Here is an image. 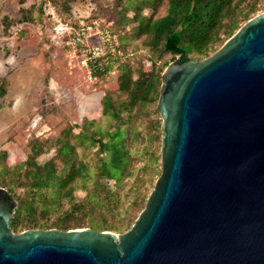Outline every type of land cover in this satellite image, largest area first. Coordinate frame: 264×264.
<instances>
[{"label": "water", "instance_id": "water-1", "mask_svg": "<svg viewBox=\"0 0 264 264\" xmlns=\"http://www.w3.org/2000/svg\"><path fill=\"white\" fill-rule=\"evenodd\" d=\"M160 80L161 171L129 229L15 232L0 188V264H264V11Z\"/></svg>", "mask_w": 264, "mask_h": 264}, {"label": "rangeland", "instance_id": "rangeland-1", "mask_svg": "<svg viewBox=\"0 0 264 264\" xmlns=\"http://www.w3.org/2000/svg\"><path fill=\"white\" fill-rule=\"evenodd\" d=\"M138 7L142 15L156 19L167 5L148 0H0V77L6 78V93L0 98V150L6 152L0 156V186L15 198L14 211L23 223L52 226L66 220L72 226H88L127 221L128 226L144 206L143 201L138 206L133 202L149 194L160 174L161 119L156 101L138 104L128 113L120 78L129 73L133 79L153 61L164 67L178 56L152 51L147 36L137 34L133 17ZM61 23L67 26L64 36L54 32ZM104 94L120 118L103 114ZM116 127L123 131L129 151L125 176L118 184L102 178L105 186L90 192L94 178H99L92 176L94 163L108 157L91 138L105 141ZM65 139L91 166V177H75L71 195L64 190L58 196L48 187L46 195L52 200L44 202L35 194L36 211L31 212L25 208L31 202L25 190L29 180L8 170L32 157L38 164L52 160L60 171L64 164L58 149ZM108 188L118 203L111 211L106 201H96L105 199Z\"/></svg>", "mask_w": 264, "mask_h": 264}, {"label": "trees", "instance_id": "trees-1", "mask_svg": "<svg viewBox=\"0 0 264 264\" xmlns=\"http://www.w3.org/2000/svg\"><path fill=\"white\" fill-rule=\"evenodd\" d=\"M148 1L156 4L165 1L167 5L166 13L163 16L153 19L151 16L142 15L140 13V7L136 8L133 21L137 22V28L139 29L137 34L147 36L149 39L147 45L152 51L169 53L173 56L176 55L178 57L174 61L179 62L185 61L190 57L203 59L209 56V52L212 51L213 53L217 50L245 21L256 15L259 11H264V0ZM165 66L158 67L153 61L148 71L138 70L135 78L132 79L129 73L120 78L119 88L127 94L126 100L123 102V107L128 113L138 104L143 106L157 101L161 82L160 75ZM5 93L6 78L3 76L0 77V98ZM101 104L103 114H109L117 119L120 118L119 113L113 109L114 105L111 103L108 94L103 95ZM89 122L91 123V121ZM122 133L123 131L119 127H116L108 135L109 139L105 141L102 138H91V143L97 142L102 152H108V157H102L98 160V163H94L96 170L92 176L94 178L97 175L99 178H94L89 189L90 192L94 193L99 186H105L101 182L102 178L113 180L115 184H118L125 176L124 171H126L129 165V151ZM76 137L83 136L82 134H78ZM58 154L64 164L60 171L56 170V166L52 160L38 164L32 157H28L25 161L8 170L16 175L23 174L29 180V184L25 186V190L28 192L27 197H29V201L31 202L27 203L25 208L30 209L31 212L36 211L34 206L35 199H33L35 194L42 198L44 202L52 200V198L46 195L48 187L54 189L58 196L60 191L64 190V194L71 195L74 189L71 182H73L75 177H81L84 181H86L87 177H91V166L76 156V146L68 139H65L60 144ZM5 155L6 152L0 150V156L4 157ZM0 188L3 187L0 186ZM82 188L87 187L83 185ZM6 193L9 197H12L7 191ZM146 197H139L133 204L138 206L141 201L145 204ZM96 201H106V208L109 211L118 207L114 193L109 188L107 189L105 199L101 198ZM143 207H140L138 212ZM45 210V204H42L40 211L44 212ZM135 217H133L132 221H129L128 226L127 221L126 225L106 223L96 225L95 223H89L88 226H72L71 222L66 220H60L55 225L50 226L44 222L38 223L32 220L28 221V223H23L19 219L18 213L14 211L10 224L15 232L22 231V226L26 229L57 228L61 230L91 227L99 231L110 230L113 232L119 231L120 233L121 231L124 232L126 229H129Z\"/></svg>", "mask_w": 264, "mask_h": 264}, {"label": "built area", "instance_id": "built-area-1", "mask_svg": "<svg viewBox=\"0 0 264 264\" xmlns=\"http://www.w3.org/2000/svg\"><path fill=\"white\" fill-rule=\"evenodd\" d=\"M54 32L57 34V35H61V36H64V33L67 32V26L66 24H59L57 25L56 27H54ZM76 39H79L78 37H76Z\"/></svg>", "mask_w": 264, "mask_h": 264}]
</instances>
